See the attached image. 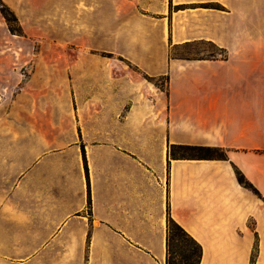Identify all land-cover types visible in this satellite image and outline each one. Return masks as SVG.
Listing matches in <instances>:
<instances>
[{
    "label": "crops",
    "instance_id": "obj_1",
    "mask_svg": "<svg viewBox=\"0 0 264 264\" xmlns=\"http://www.w3.org/2000/svg\"><path fill=\"white\" fill-rule=\"evenodd\" d=\"M3 1L24 35L0 11V264H166L168 216L200 264H264V0Z\"/></svg>",
    "mask_w": 264,
    "mask_h": 264
},
{
    "label": "trees",
    "instance_id": "obj_2",
    "mask_svg": "<svg viewBox=\"0 0 264 264\" xmlns=\"http://www.w3.org/2000/svg\"><path fill=\"white\" fill-rule=\"evenodd\" d=\"M0 11L4 16L9 30L13 34L24 35L23 28L19 23V20L14 13V11L3 1L0 0ZM198 150L200 154L188 156L190 158L196 159H227L225 150L220 147L212 146H191V145H180L177 147H172V155L178 156L176 154L177 150ZM181 156H187L181 154ZM237 179L246 188L256 191L253 184L245 177V175L240 171L236 170ZM257 192V191H256ZM168 236H167V261L166 264H200L203 248L200 243H198L188 232L185 231L171 216L167 219ZM171 228L177 231V234H171ZM180 235L187 239V244L185 248L176 247V241L179 240Z\"/></svg>",
    "mask_w": 264,
    "mask_h": 264
},
{
    "label": "rangeland",
    "instance_id": "obj_3",
    "mask_svg": "<svg viewBox=\"0 0 264 264\" xmlns=\"http://www.w3.org/2000/svg\"><path fill=\"white\" fill-rule=\"evenodd\" d=\"M18 18V17H17ZM20 23V22H19ZM14 50H23V53H33L36 54L37 56L40 57L41 62H40V68L44 69H54V68H68V56L74 55L76 52L65 45L62 46H41V45H32V44H27V43H16L13 45ZM180 53L184 55H193V56H217L219 54H222V52L213 44L210 43H205V42H197L190 44L186 46L184 49L179 50ZM0 55H5L8 56V43L4 46L0 47ZM0 68L2 69H7L8 70V57L6 58L5 61L0 62ZM20 70H26L28 66L24 67H19ZM152 82H154L156 85L160 87H165L166 85V79L165 78H157V79H148ZM60 96V99H59ZM42 98L44 99L43 102L45 106L49 102H53V104H56L57 102L60 101V103L64 102L65 99L62 95H58L56 93L54 94H45L42 95ZM1 142H0V148H1ZM176 154L181 155L185 154L187 156H192V155H198L200 154V151L198 150H177ZM5 164L6 161H3ZM2 174H6V170L3 171ZM171 234L175 235L177 234V231L175 229L171 228ZM187 239H185L183 236L180 235L179 240H177L176 247L179 248H185L187 244Z\"/></svg>",
    "mask_w": 264,
    "mask_h": 264
}]
</instances>
